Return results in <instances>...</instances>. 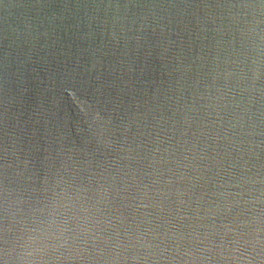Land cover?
<instances>
[{
	"label": "water",
	"instance_id": "obj_1",
	"mask_svg": "<svg viewBox=\"0 0 264 264\" xmlns=\"http://www.w3.org/2000/svg\"><path fill=\"white\" fill-rule=\"evenodd\" d=\"M49 200L119 264H264V0H0V248Z\"/></svg>",
	"mask_w": 264,
	"mask_h": 264
},
{
	"label": "clouds",
	"instance_id": "obj_2",
	"mask_svg": "<svg viewBox=\"0 0 264 264\" xmlns=\"http://www.w3.org/2000/svg\"><path fill=\"white\" fill-rule=\"evenodd\" d=\"M107 196V192L103 193ZM50 203L46 201L29 216L16 221L10 245L0 248V264H119L129 252L140 254L137 242L128 238V248H101L95 230L63 216L50 222Z\"/></svg>",
	"mask_w": 264,
	"mask_h": 264
}]
</instances>
